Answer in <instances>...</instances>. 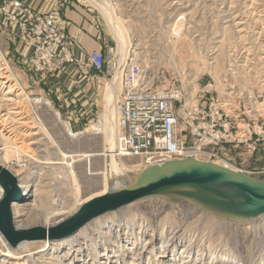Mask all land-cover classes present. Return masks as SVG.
I'll use <instances>...</instances> for the list:
<instances>
[{"label": "rangeland", "instance_id": "374dc122", "mask_svg": "<svg viewBox=\"0 0 264 264\" xmlns=\"http://www.w3.org/2000/svg\"><path fill=\"white\" fill-rule=\"evenodd\" d=\"M90 1L93 0H53L52 6L55 2L64 3L62 11L79 6L99 17V39L110 68H121V64L130 61L138 63L152 89L177 85L185 99L191 98L207 82L214 81L216 92L226 100H232V107L240 114V119L251 121L252 125L255 121L256 126L262 124L264 0H104L112 5L128 41L123 62L107 18ZM4 22L5 16L0 14V63L10 66V83H21L20 88L31 99L41 98L43 102L28 103L29 131H39L40 124L44 123L57 142L55 145L40 133L33 136L38 140V145L33 148L53 161H61V151H106L108 146L103 133L85 131L99 122L104 112V75L97 73L99 95L96 101L94 98L90 102L93 115L88 119L79 101L55 100L48 95L47 87L35 78L30 67L22 63V58L20 60L17 50L20 33L15 34L18 26L8 27ZM69 22L71 26V20ZM117 87L120 89V85ZM7 88H0V95ZM46 100L52 105H44ZM69 122L73 130L79 132L76 136L68 135L66 126ZM0 125V148L8 146L0 151V157L7 155L9 160H0V164L17 174V178L21 174L27 176V188L22 190L23 197L28 195L13 205L16 226H45L44 215L58 206H64L66 212L52 216L51 225L70 217L81 197L100 189L97 184L102 182L103 175L95 174V170L99 172L102 166L106 168L109 183L117 177L130 180L142 170L136 166L135 171L117 175L111 169L110 157L103 155L93 156L92 170L87 168L86 172L88 159L78 160L74 170L82 188L81 195L72 173L65 166L62 168L63 165L41 166L37 163L33 168L34 161L21 154L18 165V153L12 148L18 142L12 144L11 140H5L9 132ZM229 159L236 162L238 168L253 172L249 175L264 180V173H257L261 170L255 169L258 164L264 166V145L255 155H249L245 146L239 147L232 150ZM118 161L138 162L136 159ZM40 169L42 175L32 173ZM56 198L59 201L54 204ZM86 231L90 237L84 235ZM7 245L0 239V264H32V258L35 264H264V215L253 219L221 218L189 199L154 195L97 217L77 233L51 241V246L45 241L28 242L32 258L23 249L10 254Z\"/></svg>", "mask_w": 264, "mask_h": 264}, {"label": "built area", "instance_id": "2783aa9c", "mask_svg": "<svg viewBox=\"0 0 264 264\" xmlns=\"http://www.w3.org/2000/svg\"><path fill=\"white\" fill-rule=\"evenodd\" d=\"M64 5L55 2L51 10L40 12L22 0H0L4 25L19 27L25 47L22 63L35 74L55 73L65 63L77 61L74 49L78 41L68 32L70 22L62 15ZM88 63L104 75L105 85L113 81L115 70L107 65L102 49L91 51ZM121 65L122 74L119 73L115 82L120 89L117 87L114 157L137 159L136 165L144 169L190 155L253 173L238 168L229 154L245 146L249 155H255L264 145V120L256 126L255 121L252 125L251 121L240 119L232 100L216 92L214 81L185 99L177 85L152 89L138 63L130 61ZM68 124L73 130L71 122Z\"/></svg>", "mask_w": 264, "mask_h": 264}, {"label": "water", "instance_id": "95a60500", "mask_svg": "<svg viewBox=\"0 0 264 264\" xmlns=\"http://www.w3.org/2000/svg\"><path fill=\"white\" fill-rule=\"evenodd\" d=\"M0 185V233L12 247L22 241L66 238L97 217L154 195L189 199L221 218L253 219L264 215V180L190 155L142 169L126 185L90 198L70 217L47 228L15 225L13 205L24 197L17 176L1 164Z\"/></svg>", "mask_w": 264, "mask_h": 264}, {"label": "bare ground", "instance_id": "6f19581e", "mask_svg": "<svg viewBox=\"0 0 264 264\" xmlns=\"http://www.w3.org/2000/svg\"><path fill=\"white\" fill-rule=\"evenodd\" d=\"M90 2H94L99 7V9L102 11V13L105 15V17L107 18V20L110 24V27L112 29L113 35H115V37L117 38L118 55L120 57L121 62H123L125 59L126 53L128 51V46H127L128 41L126 40L124 30L118 24V20H117V17H115L112 5L108 2H105L104 0H93ZM254 14H256V13H254ZM0 62H1V60H0ZM3 64L4 63H0V88H3V89L5 87H8V88L5 89V91L3 92L2 95H0V123L2 124V126L6 127L8 129V132H9V135L5 136L4 139L9 140V142L11 140L12 144H14V142H18V145L15 144L12 146V148L18 153L17 154L18 160H19L18 165L20 164V161L22 160L20 157V154L27 156L28 158H30V160L34 161L33 165H35V167L31 164V168H32V166H33V168H36L37 163L40 164L41 166H43L45 164L63 165L62 168H64V166H65V168H67L68 172L70 174L72 173V178L74 179L75 182H77V190L79 191V193L81 195H82V188L78 184V181H79L78 174H76V171L74 170V165L78 160H81L83 158L88 159V160L87 159L86 160L89 161V163H87V166L85 165L86 166V172H87V168H90V170H92L91 163H90L91 158L93 156H103V155L110 157L111 169L113 171H115L117 173V175L122 173V172H128V171H135L136 170L135 167L137 165L135 163H137V162L132 161L131 163L128 164V163H124L123 161H118V158L114 157V153H113V149L115 147V142H116V133H117V105H116L117 87L115 85V82L118 80L119 73L122 74L120 68L117 69L116 67H112V69L115 70V76L113 78V81H111L112 83L108 82L106 85H104L105 86L104 87V94L102 96L103 97L102 101L104 102L103 103L104 112H103V114H101L102 115L101 120L95 124L93 123V125H91L89 128H87L85 130L86 132L95 131V133H99V134L103 133L105 143L108 146L106 148L107 150L106 151L104 150V152H100V153L99 152H97V153L96 152H88V151L87 152H81V153H78V152L77 153H68V152L61 151V153H62L61 161H53V160H50L51 159L50 157L42 155L43 153L40 154L39 153L40 150L37 151V149L33 148V145H38V140H35L36 137L34 138L33 136L39 135L40 133H42L44 136L48 137L52 142H54L55 145L57 144L56 140L54 139V137L50 133L51 130L49 131V129L44 125V123H42V121H40L41 119L37 114H36V118L39 120V122L42 123V124L39 123L40 124L39 131H31V130L29 131V127H31V120L29 121V118H28V114L30 115L28 103L29 102H30V104L32 102L40 103V102H42L41 98L31 99L30 96L27 95L26 92L23 90V88L22 89L20 88V86H22L21 83H19V82L10 83L11 68L8 64H6L4 66H3ZM24 94L26 97L24 96ZM44 105H50L51 106L52 103H51V101L46 100ZM57 115H58V119H60L59 118L60 114L58 112H57ZM65 125H66V123H65ZM66 127L68 130V135L76 136L79 133L77 131L71 130L69 126H66ZM7 147L8 146L6 144V146L0 148V151H2L3 149H5ZM44 154H47V153H44ZM78 157H80V158H78ZM0 160H2L3 162L9 161L7 158V155H4V157H2ZM98 170H99V166H98ZM35 172H39V174L42 175L41 169H40V171H38V170L32 171L33 174ZM63 173L65 174L66 172L64 171ZM95 174H102L103 175L102 176V178H103L102 182L100 181V182H98V184L96 183L97 185H100L99 186L100 189L98 191H95L94 193L90 194L87 197H81L79 199L77 205L80 206L82 203L89 200L90 198L95 197V196H99V195H103L106 192L111 191V189L120 188L121 186H124L127 183H129V181L131 180V179L127 180L125 177H123V178L117 177L116 180H113L111 183H109L108 178H107L108 176H107L106 168L105 167L103 168V166L99 172H96V170H95ZM18 177H19L18 178L19 186H20L21 191L23 193L22 188L26 187L25 183L27 180L25 177H27V176L23 177V175L21 174ZM26 188H25V190H26ZM35 192L37 195V189H35ZM2 195H3V188L0 185V199H1ZM25 195L27 196L28 194L27 193L24 194V197H25ZM57 199L58 198L54 199L55 200L53 202L54 204L57 203V201H59ZM60 204L62 205L61 202H60ZM79 206H77L74 211H76ZM63 207L64 206H60V208H59V206H58V207L53 208L52 210L48 211L47 213L44 212V214L46 213L45 215L43 214L45 217L44 225L46 228L51 225V223L49 221H50V218L52 216L57 215V214L58 215L63 214L66 212L63 210ZM44 211H45V209H44ZM40 215H42V214H40ZM17 227H24V226H17ZM109 229H110V227H109ZM85 233H84V235H86L87 237H90L88 235L87 231ZM0 239L2 240V242L5 245L8 244L7 248H8V251L10 254H13L14 251H16L17 249H23L25 252H28L27 255L32 258V256H31L32 253H30V250L28 249V242H30V241H22L20 244L17 245V247H12L7 242V240L3 237V235L1 233H0ZM73 241L75 242V240H73ZM45 242H46V244H48V246H51V241L45 240ZM91 243H93V242H91ZM31 260H33L32 264H35L34 259L32 258Z\"/></svg>", "mask_w": 264, "mask_h": 264}, {"label": "crops", "instance_id": "0c3cea01", "mask_svg": "<svg viewBox=\"0 0 264 264\" xmlns=\"http://www.w3.org/2000/svg\"><path fill=\"white\" fill-rule=\"evenodd\" d=\"M32 9L40 12L48 11L52 6L53 0H22ZM63 17L71 20L68 32L78 41V46L74 49L76 62L65 63L61 69L50 74H36L35 78L47 87L48 95L53 99L63 101H79L84 108L86 118L93 115V108L90 102L97 100L99 95V81L97 80L98 71L88 63L89 54L93 50L102 49L100 42V19L97 15L93 16L88 10L79 6L68 7L62 11ZM20 33L19 27L16 28V36ZM18 52L23 56L24 43L19 40ZM45 78V80H44ZM74 101V102H75ZM257 170L264 173V166L258 164ZM252 169H254L252 167Z\"/></svg>", "mask_w": 264, "mask_h": 264}]
</instances>
